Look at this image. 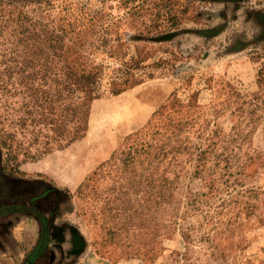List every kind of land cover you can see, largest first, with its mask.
<instances>
[{"label": "rangeland", "instance_id": "rangeland-1", "mask_svg": "<svg viewBox=\"0 0 264 264\" xmlns=\"http://www.w3.org/2000/svg\"><path fill=\"white\" fill-rule=\"evenodd\" d=\"M51 3L0 0V264H264V114L251 128L242 124L236 142L218 147L239 153L231 159L233 173L222 178L225 163L216 169L211 157L197 174L193 155L176 168L177 179L165 173L173 181L160 207L149 195L153 187L142 193L97 173L137 134L163 122L155 111L187 121L182 136L191 145L203 147L214 131L232 133L239 114L220 107L232 91L249 97L259 89L264 0ZM59 21L107 26L111 40L96 52L98 60L112 63L106 53L119 40L118 52L137 47L147 63L165 61L152 68L153 77L93 100L85 135L61 148L45 144L40 132L52 131L25 113L26 104L42 109L40 79L26 76L40 69L45 28ZM152 21L175 22L159 36ZM144 23L151 34L136 37ZM205 177H216L212 189ZM85 182L90 188L81 193ZM44 225L48 242L38 254Z\"/></svg>", "mask_w": 264, "mask_h": 264}, {"label": "trees", "instance_id": "trees-1", "mask_svg": "<svg viewBox=\"0 0 264 264\" xmlns=\"http://www.w3.org/2000/svg\"><path fill=\"white\" fill-rule=\"evenodd\" d=\"M51 1L45 0V5L52 4ZM167 22L170 24L165 25L162 21H152L155 33L162 35L165 32V26L169 28L175 21ZM151 30L149 24L144 23L135 36L146 37L145 34H149ZM109 32V28L102 24L93 23L89 27H82L77 24V21H59L54 29L45 28L43 42L46 51L42 53L40 69L37 71L33 69L26 76L32 82L35 78L40 79L41 102L37 106L42 109L36 113L33 105L26 104L27 110L25 111L28 115H38V117L30 118L35 125L37 122L42 123L43 129L46 130L49 127L52 131V136L40 132L45 137V144L53 142L61 148L81 139L88 129L89 106L93 100L98 99L105 91L111 95H117L143 77H153L152 68L161 66L165 62L164 59L159 58L157 61L147 63V55L141 54L137 47L129 51L118 52L121 50L122 43L117 37L113 40H118V49H109L106 53L112 63L102 59L98 60L96 52L104 51L108 47V41L111 40L108 37ZM151 36H154L153 33ZM257 76L259 88L257 92L244 97L232 91L224 101L226 103L220 107V110L228 106L232 107V110L239 114L238 125L228 136L214 131L204 137L203 147L196 144L191 145L182 136L187 121L175 122L170 114L160 110L155 111L154 114L164 115L162 116L163 122L156 124L150 130L137 134L128 145L119 149L104 168L96 171L98 177L108 176L116 182L124 179L128 182L129 189L137 186L136 190L142 193L146 192L147 187H153L154 190L149 191V195L152 196L155 206L160 207L166 197L165 192L171 189L170 184L173 181L166 177L165 173L170 172L173 178L177 179L179 175L176 168L181 167L182 163L187 160L192 161L193 155L196 161L194 170L197 174L206 172L204 171L205 164L211 157H216V161L213 162L216 169L221 160L225 163V171L219 173L222 178L233 173L235 169L232 170L231 159L233 156L238 157L239 153L232 152V155H227L220 153L218 147L225 149L226 143L236 142V137L243 129L242 124L251 128L262 118L264 114V64L258 70ZM52 84L55 86L53 95L50 93ZM26 90L27 96L35 95L36 90L33 85H29ZM51 114L54 118H51ZM21 118L24 124L27 118ZM195 150L196 154H194ZM183 155H185L184 158L181 157ZM207 170L212 171V168ZM207 178L205 177V180H208L207 186L212 189L216 177ZM89 188V182H85L79 185L78 190L84 193ZM113 192L116 195V191L112 189ZM41 221L44 222L45 218L42 217ZM40 238V244L36 249L38 254L45 252L48 242V229L45 225Z\"/></svg>", "mask_w": 264, "mask_h": 264}]
</instances>
